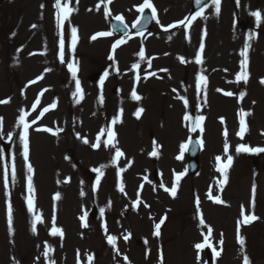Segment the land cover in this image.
I'll return each instance as SVG.
<instances>
[{"label": "rangeland", "instance_id": "374dc122", "mask_svg": "<svg viewBox=\"0 0 264 264\" xmlns=\"http://www.w3.org/2000/svg\"><path fill=\"white\" fill-rule=\"evenodd\" d=\"M138 1L130 2V4ZM115 2H118V0ZM55 3L56 0L0 1V38L5 44V49L0 51V101L7 102L0 103V117L3 118L2 126H0L1 136L5 137L15 131H18L19 134L22 133L23 128L16 124V113L21 106L26 105L27 107L28 105L27 102L23 101L26 94L24 88L27 80L38 74L42 66L40 64L41 61H43V67H46L47 64L53 69H56L57 64L60 63L57 72L53 73L55 76H51L49 80H52L51 82L53 83L56 78H61L58 88H62L59 93L62 98V106L52 116L45 119L43 121L44 124L52 125L56 121L55 118L62 117L66 122L58 120L61 125L68 128L71 122V126L75 129L74 135L78 137L77 134H79V137H82L84 134L87 139L90 136L85 132L86 130L92 129V133H94L93 128L95 125L96 128L99 125L95 132L101 127L107 130L110 126L114 128L116 138L119 137L121 148L137 156H141L140 152L143 151H153V142L155 141V150L158 155L154 156L151 165L153 168L159 165L168 180L177 169L183 173L186 170L184 152L181 157V145H184L186 135L194 132L191 129L197 116L202 115L205 117L202 122L203 132L200 131V128H197L195 132L206 144L209 141V130L211 131L213 127L214 133L219 134V136L222 135L221 133L224 132L225 128L227 132H238L240 126L237 125L236 120H238L239 109H243L245 113L250 112L251 115L245 116V122L248 127L247 136L241 139L231 134V140H229V137L224 139V141H230L233 148V152L229 149L227 153V155L233 156V166L228 170V182L226 185L221 188L220 181L223 180V175L217 171L218 164L215 163V156L220 153L222 148V143H220L221 140L219 139V144L217 147L215 146L214 151H207L206 148L202 154L203 162L200 174L195 177L187 174L181 180V191L178 198L176 197L171 201L167 198L164 199L165 203L171 204V210L168 219L165 220V225L161 228L162 234L160 237L153 235L155 231L153 223L160 220L161 212L163 214L169 212L162 204L153 205L150 210L148 207H144L143 210L141 208L140 215H132L131 220L139 231L135 230L132 226L133 224H130L126 219L119 221V226L122 229L124 226L131 225L135 232L133 235L134 240L132 236L131 250L128 251L130 252L129 255L125 251L126 257L132 262L137 261V264H158L157 256L159 252H162L166 264H203L207 259V248L199 250L201 257L198 259L199 255L194 251V245L199 241H203L204 235L207 234V229L199 225L196 198L204 191L206 193L207 189H211L213 196L219 195L225 201L223 204L216 203V205L211 203H204L203 205L200 201L199 205L206 224L213 229L212 236L209 237L212 249L215 248L216 251L220 252L219 256H215L214 264H244L245 256L249 258L251 264H264V176L260 169L261 160L257 163L250 156L243 154V156H239L235 152L236 147L240 144L250 147H264V83H261V80H264V0H239L240 9H238V15L234 11V19L236 23L239 20H245L248 23L246 24L248 28L234 30L233 34L237 39H232L230 35L231 26H233L232 24L230 25V20L232 21L231 11L233 10L232 0H221L219 14L216 13L215 5L212 3L213 5L207 8L208 11H206L207 9L205 10V15H202L197 20L198 23H208L211 26L210 29L204 24L193 27L192 24L194 22H192L189 25H192L189 29L181 33L173 32L168 35L172 43L178 41L181 44L182 42H189L186 37L193 34L194 30H203L202 36L206 37L210 31L222 28L225 22L227 24L228 48H231L230 53L232 51L239 52V46L242 45L243 51L246 43L250 45L247 50L248 81L247 83L244 81H240L241 83L236 82V89L231 91L234 95L220 100V104L223 105L220 112L215 106H210L215 99L214 97H216V94L213 93L214 89H207L202 86L198 92L195 87L196 77L193 76L192 80L193 74L191 76L187 74L183 66V74L181 73L175 79L171 75L168 79L169 87H166L167 81L156 82L151 79L152 81L147 86L145 85L144 91L139 93L140 100L129 99L125 101V107L120 103L118 107V98L114 96L113 92L114 85L115 83L118 84V81L114 82L115 72L113 67L110 66L111 61L106 55V48L101 50V45L103 44L104 47H107L110 40L94 41L90 35L92 31L109 25L108 18H101L102 10L100 9H103V4L100 3V0H61L62 5L68 3L69 7L75 9L70 14L69 20L62 25L63 33L61 34V39L64 40V63H61L60 51L55 52V33L58 24L56 14L59 11L55 7ZM98 3H100L99 11L101 13L96 11ZM184 3L185 0L182 5ZM132 6H130V9ZM117 7L118 9H123L124 5L118 2ZM163 8L165 7L161 6V9ZM188 10H190V7ZM255 11L261 13L259 21L252 15ZM188 14L189 12H187ZM165 15L169 17H162L165 21L179 17V14H175L173 9L165 12ZM32 25H36V27L33 28ZM73 27L77 28V42L74 51L72 50L71 31ZM45 28L49 29L50 35L53 36L52 40L48 41V48L52 50L54 46V52L48 53L44 59L39 58L41 61H35L37 59L35 57L36 52L43 53L45 50ZM210 38L211 40L213 39L212 35H210ZM201 40L204 42L205 38L199 37L196 41L201 42ZM214 40V42L217 41L216 39ZM223 40L224 38H219L218 42ZM180 44H173L172 47L178 49L182 45L183 48L181 49L189 48V54L192 55L194 44ZM136 46L137 44L133 46V49ZM162 46L167 50L164 44ZM222 48L223 46L220 49L218 48L219 60L222 59ZM152 50L158 51L160 49L154 48ZM191 59L194 60V55L191 56ZM177 61L178 59L175 58L174 62L176 63ZM36 62L38 64L37 68H35ZM223 63L221 61V68ZM69 64L77 67V74L78 72H83L84 75L91 72L96 75L99 72L102 74V71L103 73H108V76L104 77L103 85L98 81L95 82L96 84L99 83L98 88L101 90L94 92L95 97L98 98V105L95 108L96 118L94 119L96 124L92 123V125H89L88 120H85L87 107L82 101L76 102V93L75 95L71 93L69 88H64L63 90V85L68 84L70 87L72 84L75 85V81L73 83L72 81L77 77V74L75 77L73 75L69 76L71 73L68 69ZM215 67H217V64ZM232 67L236 71L241 72L242 70L239 63L238 65H232ZM57 73L60 77L57 76ZM66 75L68 76L67 78L65 77ZM64 78L67 80L65 81ZM233 78L236 80V75ZM233 78L231 75L229 79ZM172 80L175 81L171 82ZM86 85L89 89L88 81H86ZM171 86L174 87L171 88ZM93 88L94 85L90 84L91 91ZM20 90L21 93H19ZM194 90L200 94L197 98L202 99L203 107L201 111H197L195 108ZM32 92L34 93V90ZM240 92L246 93L242 99L239 96ZM101 95L103 96V102L100 101ZM181 96L188 100L187 108H185L183 100L179 99ZM86 105L89 111L94 109L90 104ZM226 107L235 108L231 117L225 113ZM139 108H143L144 111L137 118L135 113ZM186 114L191 119L184 120ZM70 115L73 120L70 119ZM165 116L167 119L166 123ZM220 116L224 117L225 120L223 122H219L221 121L218 120ZM116 117L120 119L116 124H112V120ZM230 118L231 121H229ZM78 119L79 121L84 120V124L80 129H78ZM35 136H28L30 160L27 161L33 167L31 175L35 189L34 212L43 217L42 223L37 222L35 233L32 231L34 214L28 211L27 205V198L30 195L27 179L29 173L27 171V163L22 155L23 145L14 146L7 155L4 154L0 145V171L5 172L4 168H6L8 161L10 168H12L14 163L16 170L15 182L11 178L8 181L7 188H5L4 177H0V264H73L78 251L82 254L88 253L92 254L91 256L93 257H97V264H113V260L106 257L105 243L102 236L99 235V228L106 229L105 231L108 232L117 230L118 213L130 208L124 203L125 195L115 193L112 203L108 204L104 200L101 205L98 204L96 215L94 219L92 218L93 221L87 224L88 227L84 228L85 232L81 229L78 230L75 226L78 224L77 218L82 211L78 210V203L73 205L68 201L65 212L55 213V210L60 206V201L58 199L57 203H55L54 200L56 199H54L53 194L57 191L61 195V191L66 186L63 184L59 187L54 186V175H56V169L62 171L63 183L67 185H70L73 181V183H76V180L78 183L86 181L85 174L82 172L87 167L84 164L89 163V159L94 158L93 147L90 142L87 144L84 142L79 143L70 133L66 135L65 138L69 139L71 144L76 147V153H79L76 155L84 163L80 164L79 168L75 164L70 166L63 161L67 152L63 146V141L65 140H62L61 144L60 140L55 139L49 133ZM223 137L225 136L223 135ZM36 139H38V146L35 144ZM94 141L93 139L92 143ZM102 141H104L103 138H101V145L98 149L102 148ZM113 151H111L112 154ZM40 154L44 156L43 163L39 162ZM177 157L181 158L177 159ZM225 157L226 155L223 158ZM139 158L142 160L141 166L147 164L143 160V156ZM177 164H180L181 167H175L173 171L169 169V167ZM113 168H115V164H113ZM70 178L71 181L66 182V179ZM50 180V186L46 188ZM103 182L106 184L103 190L106 191L107 186L113 188L114 178L111 174H107L103 177ZM253 185H255L256 189L254 207L251 203ZM71 190L77 196V189L71 188ZM9 203L12 205L13 213V231L11 233L7 223ZM85 205L83 212L88 213L92 205ZM242 205L244 206L245 214L254 213L258 216V221L253 226L250 225L244 228L240 226V236L244 239L243 246L240 245L237 239V221L240 219ZM101 209L104 210L103 215L101 214ZM148 212L150 214L146 217L148 219L146 220L143 214ZM52 215H55V220L58 222L61 218L60 215H65L64 223L61 221L64 224L62 227L66 232V238L73 239L75 237L76 240L73 243L66 242L68 240H62V238L54 243V239L50 238L47 230H50L53 226ZM68 215L71 216L69 226ZM221 234H223V245L219 243ZM149 235L154 237L155 240L151 239ZM83 236L84 240L81 239ZM138 236L147 240V243L145 241L142 245L137 243L136 239ZM160 239L163 242L162 246L158 242ZM45 242L51 246V249L52 245L54 248V252L51 250L47 258L44 256ZM62 242L65 243L62 244ZM74 244L80 246V249L76 250ZM95 252L98 256L95 255ZM104 257L108 259L107 262H105L106 259L104 260Z\"/></svg>", "mask_w": 264, "mask_h": 264}, {"label": "snow or ice", "instance_id": "6c2138e0", "mask_svg": "<svg viewBox=\"0 0 264 264\" xmlns=\"http://www.w3.org/2000/svg\"><path fill=\"white\" fill-rule=\"evenodd\" d=\"M105 2L108 3V4H111L112 0H100V3H105ZM100 3H98L97 6H96L97 10H99V8H100ZM197 3L200 4L201 0H197ZM220 3H221V0H213V4L215 5V10H216L217 14H219V12H220ZM237 4H239V0H237ZM41 7H43V5H41ZM55 7L59 10L57 12V14H56V18H57L58 25H60V26H62L65 21H68L69 17H70V14L73 11H75L74 8L69 7L68 3H64L62 5L61 0H56ZM146 8L152 10V16L153 17L156 16V9H155L154 5L151 3V0H144V2L137 7V11L143 12L144 9H146ZM89 10H91V9H89ZM105 15L106 16L110 15V11L107 8L105 9ZM199 15H201V13L198 12L196 14V16H199ZM252 15L256 17L257 21H259L260 18H261V13L259 11L253 12ZM195 18L196 17L193 16L191 18H186V19H188V22L190 24L191 21L194 20ZM115 19L117 21H119L120 23L117 24V25H114V28H123V29L127 28V25H125L123 23V19L124 18H123L122 15H117L115 17ZM137 23H139V21H137ZM157 23H159V20H157ZM178 23L179 24H184L185 21L181 20ZM133 26L135 27V25H133ZM174 26L175 25H169L168 27H174ZM32 27L35 28L36 25H32ZM71 31H72V50L74 51L75 50V46H76V42H77V28L73 27L71 29ZM111 35H112V32H97L91 37V39L92 40H96L97 37H104V36H111ZM125 35H127V32H125ZM123 43H126V41L123 38H121L119 40H116L115 43H113V45H112L113 53ZM249 47H250V45L246 43L245 46H244V50L241 52V55L244 57V59L241 61L242 70H241V72L237 73L236 81H244L245 83H247V81H248L249 73L247 71V68H248L247 50H248ZM204 48H205V45L203 43V40H201V43H200V46H199V51L197 52L196 57H195V62L197 64H202L203 63L202 53L204 52ZM59 55H60L61 63H64V40L63 39L60 40V54ZM138 55H139L141 60H143L145 58V51H144L143 48L140 49ZM109 59L113 60L114 57L110 55ZM180 61H181V63H185L186 62L184 57H180ZM149 66H150V61H149ZM68 67H69V70L71 71L73 77H75L76 74H77V71H78L77 67L75 65H73V64H69ZM139 67H140L139 64H134L133 65V68H139ZM45 71H50V69H46ZM161 71H167V69H162ZM107 76H108V73L105 72L104 73V77H107ZM104 77L101 78V81H100L101 85H103V83H104ZM41 78L42 77H38L37 79H41ZM136 79H137V81H139L140 77L137 76ZM34 82L35 81H32L31 83H34ZM261 83H264V80H261ZM202 85L206 87V85H207V77L204 76V75H198L197 79H196V88H197L198 92L201 90ZM76 91H77V93L81 94L80 95V99H83L82 89H81L79 80L76 81ZM173 91H175V89H173ZM217 91H222V90L221 89H217ZM74 95H75V93H74ZM224 95L233 96L234 93L231 92V91H226V92H224ZM245 95H246L245 92H240L239 93V96H240L241 99ZM131 97L134 100H140L141 99V97L137 94L135 88H133V90L131 92ZM179 99L183 100L185 108H187L188 107V100L185 99L182 96L179 97ZM100 101L103 102V96L102 95L100 97ZM5 102L6 101H0V103H5ZM76 102L79 103L80 101L77 100ZM38 104H39V98H37L36 102L33 103V105H32L33 110L36 109ZM55 107H56L55 103H53L49 107H45L40 112V116L38 118L43 117V115L46 112L49 111V108L54 109ZM143 111H144L143 108H139L136 111V113H135L136 117L139 118L140 114ZM121 113H122V109H121ZM27 115H28L27 112H23L22 111V114L18 118L19 125L23 126V131L20 134V140H21V142L23 144V153H22V155H23V159H24V161L26 163H27V161L29 159L28 130H29V127L31 126L26 121V116ZM247 115H251V113L250 112L249 113H245L243 111H241V113H240V128H239V131L236 133V135L239 136L241 139H243L244 134L248 131V127H247L245 119H244V117L247 116ZM119 119H120L119 117L114 118L112 120V124H116ZM189 119H191V117L186 114L184 116V120H189ZM204 120H205L204 116H202V115L197 116L195 118V122H194V125H193L191 131H195L197 128H200V131L203 132L204 129L202 127V122ZM221 121L223 122V118H221ZM36 122H37L36 119H33L31 121V124H35ZM2 123H3V118L0 117V126H2ZM36 130L40 131L41 129L37 128ZM43 130L47 131V132H52L53 131L51 128H47V127L43 128ZM60 131H63V129H59L58 128V129H56V132H54L53 134H57ZM105 131L108 132L109 137H110V139L105 142V147L111 145V147L115 148V156H116L117 159H119L120 157L124 156L123 151L120 148L116 147V145L114 143H112V141L115 140L116 133L114 131H112L111 129H107V130L101 129V134H103ZM223 134H224L225 138H227L228 132H227L226 128H225ZM11 135L12 134L9 133V137H11ZM77 135L79 137V134H77ZM83 142L85 144L89 143V141L87 139H84ZM198 143H200L202 145L203 141H199ZM153 144H154V150L150 153V155L151 156H157L158 153L155 150L156 142L154 141ZM100 145H101L100 135H97L96 143L92 144V147L93 148H99ZM186 148H187V144L181 145V157L183 156V152H184V150ZM228 152H229V144L227 143V140H226V142L224 144V153L226 154V162L221 163V160H222L221 156H216L215 157V159L217 161V164H218L217 171L220 172L223 175V180L220 181L221 188L224 185L227 184V182H228V170L233 164V156L232 155H227ZM236 152L237 153H242V152L243 153H261V152H264V147H250V146H247L245 144H240V145H238L236 147ZM181 157H177V159H180ZM103 167H105V166L102 165L101 168H103ZM27 171L29 173L28 178H27L28 179V192L30 193L29 197L27 198V205H28V211L34 214V219L32 221V231H33V233H35L36 232L37 222L42 223L43 222V217H42V215L35 214V212H34V210H35V189H34V186L32 184V175H31V173H33V167H32V165L30 163H27ZM94 171H96L100 175H103V173L101 172L100 168L94 169ZM120 171L122 172V171H124V169H120ZM100 175L97 176V185L99 184V181H100ZM175 175H176L175 183L172 185V187L170 189L167 188V187H164V185L162 183L160 185V187H163L164 191L169 192V194L173 198H175V196L177 194V188H178L179 181L185 175V173L180 172V173H176ZM8 177H9V174H8V169H7V166H6L5 172H4L5 188H7V186H8ZM11 178H12L13 182H15L16 170H15L14 163H13L12 168H11ZM119 190L121 192H124V187H123L122 183L120 185ZM255 190H256L255 189V185H253V189H252V197L253 198H252V202H251L253 207H254V204H255ZM81 195H83V192L81 193ZM59 198H60V194L57 193L55 195L54 199L58 200ZM208 198L210 200H213L215 203H218V204L225 203V201H223L219 195L213 196L211 191H209V193H208ZM138 202H139V194L137 196V203ZM199 205H200V200H199V197H197L196 198V206H197V213H198V217H199V225L207 229V234L204 235L203 242L202 243H196L194 245V247L197 250H202V249H205V248H212V244L209 242V237L212 236L213 229H212V227L210 225L206 224V221H205V219L203 217V214H202V212H200ZM145 207H147V205H145ZM103 211L104 210L101 209V214L102 215H103ZM86 215H87V213H85L84 216H81L80 219L83 221ZM241 216L243 217L242 221L241 220L237 221V239H238V242L240 243V245L243 246L244 245V239H243L242 236H240V231H239L241 223L249 224V223L255 221L256 219H258V217L254 213L253 214H245V210H244V206L243 205L241 206ZM165 219H166V217L161 218L158 223H155V225H154L155 231L153 233V235L155 237H160V235H161V226L165 223ZM7 223H8L9 232L11 233L13 231V213H12V205L10 203L8 204ZM52 224H53V226L50 229V234L52 236H59V237L63 238V236H64L63 230L61 228L55 226V215H53V217H52ZM83 226L84 227H88L87 223L83 224ZM222 235L223 234H221V239L219 241V243L221 245H223ZM130 236H131V233H128V235H125L124 236L125 241H127L130 238ZM116 241H117V237L115 235H108L107 236L108 244L111 245L114 249L116 248ZM145 243H147V240H145ZM51 250H52L51 246H49L45 242L44 256L46 258L48 257V253ZM213 252H214L215 256H219L220 255V252L216 251L215 248H213ZM87 259L89 261V264H91V261L93 260V257L91 255H89L87 257ZM124 259L127 260V257L125 256ZM198 259H199V256H198ZM161 264H163V257L162 256H161ZM244 264H251V262H250V260H249V258L247 256L244 257Z\"/></svg>", "mask_w": 264, "mask_h": 264}, {"label": "bare ground", "instance_id": "6f19581e", "mask_svg": "<svg viewBox=\"0 0 264 264\" xmlns=\"http://www.w3.org/2000/svg\"><path fill=\"white\" fill-rule=\"evenodd\" d=\"M211 48H212V45H211ZM210 54L213 55V52L210 51Z\"/></svg>", "mask_w": 264, "mask_h": 264}]
</instances>
